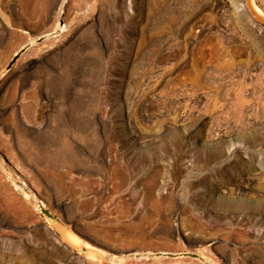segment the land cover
Segmentation results:
<instances>
[{"label":"rangeland","instance_id":"374dc122","mask_svg":"<svg viewBox=\"0 0 264 264\" xmlns=\"http://www.w3.org/2000/svg\"><path fill=\"white\" fill-rule=\"evenodd\" d=\"M60 3L0 0V178L13 191L0 238L24 241L0 242V264L136 251L152 255L127 264H199L152 258L162 251L264 264V13L251 0H68L57 42L76 40L59 55L54 38L36 43L7 70Z\"/></svg>","mask_w":264,"mask_h":264},{"label":"bare ground","instance_id":"6f19581e","mask_svg":"<svg viewBox=\"0 0 264 264\" xmlns=\"http://www.w3.org/2000/svg\"><path fill=\"white\" fill-rule=\"evenodd\" d=\"M67 1L68 0H62V3H60L61 4V8H60V10L58 11L59 13H58V15H57V17H56V20H57V23H55L56 25H55V27L52 29V30H48L47 32H44V31H41L42 33H40V34H38L37 35V37L35 36V37H32L31 38V40L29 41V42H27L28 44V46L29 47H31L32 45H34V44H36V43H41L42 41L44 42H46L47 40H49V39H52V38H54V40L57 42V40L58 39H60V38H58V37H61L62 36V33L63 32H65V30L67 29V28H69V27H67L68 25H67V23H66V17L64 16V14H63V9L65 8V6L68 4L67 3ZM263 1V3H264V0H262ZM73 2V1H72ZM84 2H86L87 3V1H84ZM251 2H252V5H253V10L256 12V13H258V14H263L264 13V11L260 8V7H258L255 3H254V0H251ZM67 3V4H66ZM85 3V4H86ZM246 5V4H245ZM81 6V5H80ZM84 6H86V5H84ZM83 6V7H84ZM247 6V5H246ZM82 7V6H81ZM82 7V8H83ZM245 7V6H244ZM82 8L81 9H79V10H82ZM84 9V8H83ZM247 9V8H246ZM85 10H87V9H85ZM250 16V15H249ZM252 18V17H251ZM253 19V18H252ZM253 21V20H252ZM256 21V20H255ZM255 21H253V24H255L256 26H258L259 24L257 23V22H255ZM258 24V25H257ZM77 28V27H76ZM49 29V28H48ZM70 31V30H69ZM72 31H76V30H72ZM68 34V33H67ZM72 34V33H71ZM65 35V34H64ZM70 35V34H69ZM65 36H67V35H65ZM77 36H78V32H75V33H73L72 34V36L69 38V39H67V37H66V39H65V37L63 38V39H65L66 41L64 42L63 40H60V41H63L64 43L63 44H61V45H58V42H57V44H56V42H54L53 44H51V47H49V49H51V50H49V51H54L53 53H55V55H59V54H61L63 51H64V49H66V47L67 46H69V45H71L75 40H76V38H77ZM57 38V39H56ZM62 43V42H61ZM60 44V43H59ZM26 45V46H27ZM48 46H50V45H48ZM84 47V46H83ZM48 48H46V51H48L47 50ZM45 52V51H44ZM46 53V52H45ZM54 58V57H53ZM28 66V65H27ZM83 66V65H82ZM25 67H26V65H25ZM29 68H30V65H29ZM118 68V67H117ZM125 70V69H124ZM124 70L122 71V69L121 68H119V69H116L115 70V72L114 73H118V72H121V74L124 72ZM126 73V72H125ZM129 117H130V115H129ZM131 118V117H130ZM130 121V120H129ZM132 131H133V129H132ZM208 138V137H207ZM210 139V138H209ZM143 141V140H142ZM146 141V140H145ZM145 143V142H144ZM264 171V170H263ZM17 175V174H16ZM15 183V182H14ZM16 184V183H15ZM16 187H17V184H16ZM18 187H19V189H21L22 190V192H23V194H25V197L26 198H28V199H30V200H32V202L35 204V206L37 205V208H39V209H41V208H45V209H47V206L48 205H46L42 200H40V199H37V197H35V195L31 192V190H29V187L27 186V184L24 182V181H19V183H18ZM261 222V221H260ZM259 222V223H260ZM262 226H263V224H261ZM261 226V227H262ZM67 237H68V243H67V245L69 246V245H72V246H76V245H79V246H82V248L84 249V250H86L87 252H88V257H90V258H95L98 254H97V252H100V254H103L104 256H113V253L112 254H110L108 251H106V250H104V248L102 249V248H97V247H94V246H92L91 244H89V243H82L78 238H76L75 236H73V235H71V234H68V235H66ZM0 242H3V243H8V242H10L11 244H14V245H18V243L19 242H24L23 241V239H18L17 237H13V236H8V237H6V238H4V237H2V238H0ZM9 243V244H10ZM10 244V245H11ZM13 245V246H14ZM19 246V245H18ZM195 252H197L198 253V251H195ZM200 252V251H199ZM192 253V252H191ZM196 253V254H197ZM183 254V253H182ZM210 254V253H209ZM0 255H2L1 253H0ZM152 254H151V252H150V254H148V255H144L143 253H141V252H138V251H136V252H130V253H127V254H124V253H122V254H119V255H115V257L117 258L116 260H112L111 261V264H127V262H129L130 260H140V259H144V258H146V259H149L150 258V256H151ZM175 255H177V256H175L173 259H177V258H182V257H191V256H184V255H179V254H175ZM199 257L198 258H195V259H197L198 261H199V264H218V261H216L215 260V258H213L212 256H210V255H207V254H205V253H199V254H197ZM99 256V255H98ZM1 257V256H0ZM153 259H162V258H168V257H166V256H164V255H162V252H158V253H154L153 254V257H152ZM194 258V257H193ZM1 260V259H0Z\"/></svg>","mask_w":264,"mask_h":264},{"label":"water","instance_id":"95a60500","mask_svg":"<svg viewBox=\"0 0 264 264\" xmlns=\"http://www.w3.org/2000/svg\"><path fill=\"white\" fill-rule=\"evenodd\" d=\"M27 48H29V46H25L20 52H18L14 58L12 59V61L9 63V65L7 66V70H10L14 64L18 61V59L20 58V56L23 54V52H25L27 50ZM42 212L47 215L49 218L54 219L53 214L45 208H41ZM183 253V254H182ZM175 254H179V255H184V256H191L194 258H198L199 256L196 253H190V252H172V251H162V255L168 257V258H174Z\"/></svg>","mask_w":264,"mask_h":264},{"label":"crops","instance_id":"0c3cea01","mask_svg":"<svg viewBox=\"0 0 264 264\" xmlns=\"http://www.w3.org/2000/svg\"><path fill=\"white\" fill-rule=\"evenodd\" d=\"M12 196H13V191L11 186L0 178V207L1 208L9 207L11 201L13 200Z\"/></svg>","mask_w":264,"mask_h":264}]
</instances>
